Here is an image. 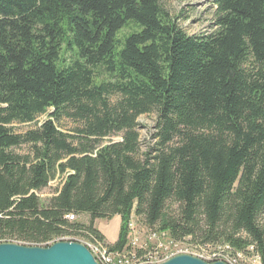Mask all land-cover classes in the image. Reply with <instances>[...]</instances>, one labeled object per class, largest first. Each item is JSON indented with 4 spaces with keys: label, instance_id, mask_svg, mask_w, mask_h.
Returning a JSON list of instances; mask_svg holds the SVG:
<instances>
[{
    "label": "trees",
    "instance_id": "1",
    "mask_svg": "<svg viewBox=\"0 0 264 264\" xmlns=\"http://www.w3.org/2000/svg\"><path fill=\"white\" fill-rule=\"evenodd\" d=\"M214 3V29L188 35L161 0H0V242L49 246L118 215L121 250L134 215L264 264V0ZM151 112L156 143L141 153Z\"/></svg>",
    "mask_w": 264,
    "mask_h": 264
},
{
    "label": "rangeland",
    "instance_id": "2",
    "mask_svg": "<svg viewBox=\"0 0 264 264\" xmlns=\"http://www.w3.org/2000/svg\"><path fill=\"white\" fill-rule=\"evenodd\" d=\"M214 1L215 0H161V6L165 12L174 18L177 25L186 34L199 35L202 33H208L214 29L213 21L216 11ZM129 29L130 28L121 31L119 33V38L126 35L129 32ZM46 118V115H42L37 118L35 122L23 124L13 123L11 125V130L14 134H22L30 129L36 128ZM137 123L139 149L142 153L153 147L156 143V139L154 138L157 131L156 114L154 112L142 114L137 118ZM55 125L59 131L69 134L73 132V129L76 126H79V122L72 121L70 118L63 116L60 120L55 121ZM119 139V135H112L104 138L102 142L107 143ZM12 152L24 155L29 152V146L26 144L20 145L19 147L12 148ZM63 179L64 175H58L53 180L49 181L46 187L38 191L37 195L40 200L46 202L51 196H53ZM169 203L170 202L168 201L167 205ZM176 211L177 204L170 203V212L175 213ZM130 217L132 221L129 222L128 220L126 224L127 244L120 250V252H118V254L125 256L124 259L126 263L131 262V264H133L136 262L137 264H156L178 254H191L192 256L199 257L207 262L223 261L227 263V261L230 260L233 264H258L257 260H259V256L257 254L253 257L241 255L231 250L227 244L223 245V247L215 248L211 245H202L201 243L192 241L190 237L176 241L171 238L167 231L159 230L158 227H147L143 223L142 217L134 215H131ZM69 220L86 226L90 223L87 214H81L80 216L75 215L74 219L69 218ZM120 226L121 221L118 215H113L110 218L95 219L92 222V227H94L96 231H89L82 228L76 234H65L63 239L65 241H77L81 244H83V241L90 242L98 247L103 246L106 249H112L111 246L117 239ZM58 239L59 238L55 240L58 241ZM11 242L28 245L21 241ZM128 245L130 247H128ZM141 252L142 254H137ZM137 255L138 257H136Z\"/></svg>",
    "mask_w": 264,
    "mask_h": 264
},
{
    "label": "water",
    "instance_id": "3",
    "mask_svg": "<svg viewBox=\"0 0 264 264\" xmlns=\"http://www.w3.org/2000/svg\"><path fill=\"white\" fill-rule=\"evenodd\" d=\"M0 264H99L89 249L77 241L58 240L49 246L0 242ZM156 264H227L207 262L190 254H178Z\"/></svg>",
    "mask_w": 264,
    "mask_h": 264
},
{
    "label": "built area",
    "instance_id": "4",
    "mask_svg": "<svg viewBox=\"0 0 264 264\" xmlns=\"http://www.w3.org/2000/svg\"><path fill=\"white\" fill-rule=\"evenodd\" d=\"M66 219L69 220V218H75V217H68V214L65 216ZM71 221V220H70ZM131 217L129 219V222H131ZM62 240V239H59ZM86 246V245H85ZM87 247V246H86ZM128 247H130L128 245ZM127 248V247H126ZM89 249V248H88ZM89 251L91 252V254L94 256L95 260L99 263V264H121V262H125V261H118V252H120V250H113V249H108L107 250H99V249H89ZM253 251V246L251 249V252ZM239 254V253H238ZM242 255V254H241ZM255 255H252V257ZM234 259V258H233ZM232 260V259H231ZM236 260V259H235ZM228 264H233L232 261L228 260L227 261ZM257 263L259 264V260H257ZM149 264V263H146Z\"/></svg>",
    "mask_w": 264,
    "mask_h": 264
},
{
    "label": "bare ground",
    "instance_id": "5",
    "mask_svg": "<svg viewBox=\"0 0 264 264\" xmlns=\"http://www.w3.org/2000/svg\"><path fill=\"white\" fill-rule=\"evenodd\" d=\"M68 217H75V215L74 214H68ZM155 233V232H154ZM65 238V237H64ZM60 239H62V240H64L63 239V237L62 238H60ZM97 239V238H96ZM99 240V239H98ZM83 244L84 245H86L87 246V248H89V249H99V250H107L105 247H98V246H96L95 244H93V243H90V242H85V241H83ZM98 244V243H97ZM100 244V243H99ZM252 248H251V246H250V248H249V250H251ZM135 254V253H134ZM138 255H140V254H142V252L141 253H137ZM239 254H241V253H239ZM138 255L136 256V257H138ZM157 255V254H156ZM191 255V254H190ZM217 255V254H216ZM124 255H121V254H118V261H125V259H124ZM154 257V256H153ZM199 258V257H198ZM144 259V258H143ZM213 259V258H212ZM219 259V258H218ZM157 260V259H156ZM149 261V260H148ZM139 262H141V261H139ZM121 264H131V262H129V263H126V262H121ZM133 264H137L136 262H134ZM142 264V263H141Z\"/></svg>",
    "mask_w": 264,
    "mask_h": 264
}]
</instances>
